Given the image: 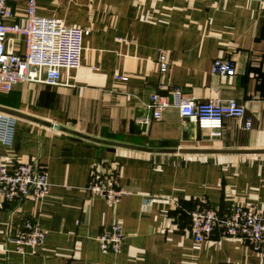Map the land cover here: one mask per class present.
Here are the masks:
<instances>
[{
  "label": "crops",
  "instance_id": "1",
  "mask_svg": "<svg viewBox=\"0 0 264 264\" xmlns=\"http://www.w3.org/2000/svg\"><path fill=\"white\" fill-rule=\"evenodd\" d=\"M7 24L25 21L27 0H6ZM35 15L87 28L80 65L62 71L57 86L20 83L0 106L92 137L150 148H264V0H36ZM6 48L24 51L9 35ZM160 54L168 69L161 73ZM217 57L230 60L234 76L211 73ZM119 77H125V80ZM177 89L197 101L235 99L251 127L223 122L218 137L169 107L148 125L151 93ZM6 96V97H3ZM33 162L47 172L41 200L5 204L0 210V264H260L244 238L213 230L204 242L189 234V212L200 199L225 211L232 204L264 208V154L147 153L96 144L17 118L13 144L0 145V164ZM113 171L126 189L108 204L86 193L90 170ZM24 218L46 232L32 253L13 251ZM120 223L117 253H103L96 236Z\"/></svg>",
  "mask_w": 264,
  "mask_h": 264
},
{
  "label": "built area",
  "instance_id": "2",
  "mask_svg": "<svg viewBox=\"0 0 264 264\" xmlns=\"http://www.w3.org/2000/svg\"><path fill=\"white\" fill-rule=\"evenodd\" d=\"M36 0H27L25 21L7 24L12 16L6 0H0V94L10 93L20 83H39L57 86L63 82L62 71L74 70L80 65L82 41L89 34L87 28L65 25L55 18L35 15ZM19 36L24 40V51L13 53L6 48L7 36ZM158 67L161 73L168 69L165 54H160ZM211 73L231 77L235 68L230 60L215 58ZM120 79L125 80L124 77ZM171 98L156 92L149 95L146 113L138 119L139 125H148L161 118L165 109L173 107L181 118L188 119L199 129L206 130L210 137H218L223 122L235 118L244 129L251 127L245 117V108L235 99L222 101L218 98L197 101L183 98L177 89L170 91ZM17 118L0 112V145L10 147L14 140ZM47 172L33 162H18L12 168L0 164V210L5 204L41 200L48 192ZM85 191L108 204L115 205L126 194L113 171L90 170ZM189 234L194 243L206 241L213 230L219 228L221 236L240 237L250 242L264 264V208L253 204H232L225 211L200 199L189 212ZM46 232L33 218H24L15 237L11 240L13 251L20 255L32 253L45 240ZM125 235L120 223L105 227L96 242L101 252L117 253ZM238 264V263H231Z\"/></svg>",
  "mask_w": 264,
  "mask_h": 264
},
{
  "label": "water",
  "instance_id": "3",
  "mask_svg": "<svg viewBox=\"0 0 264 264\" xmlns=\"http://www.w3.org/2000/svg\"><path fill=\"white\" fill-rule=\"evenodd\" d=\"M0 112L6 113L9 115H12L16 118H21L25 120L32 121L34 123L52 127L56 130L77 136L79 138L88 140L90 142L96 143V144H103L108 145L112 147H120L140 152H147V153H180V154H264V148L263 149H202V148H191V149H182V148H150L145 146H138V145H132L127 143H121V142H115L111 140H105L100 139L96 137H92L74 130H70L63 126H58L56 124H52L50 122L26 115L22 112H19L17 110H13L7 107L0 106Z\"/></svg>",
  "mask_w": 264,
  "mask_h": 264
},
{
  "label": "rangeland",
  "instance_id": "4",
  "mask_svg": "<svg viewBox=\"0 0 264 264\" xmlns=\"http://www.w3.org/2000/svg\"><path fill=\"white\" fill-rule=\"evenodd\" d=\"M217 58H219V57H217ZM167 63H168V61H167ZM213 75H215V74H213ZM216 76H218V75H216ZM219 77H222V76H219ZM119 78H121V77H119ZM125 78V77H124ZM126 79V78H125ZM3 97H6V96H3ZM221 100V99H220ZM227 100H230V99H227ZM227 100H222V101H227ZM234 100V99H233ZM237 102H239L238 100H236ZM240 104H242L241 102H239ZM243 105V104H242ZM244 106V105H243ZM230 119H235V118H230Z\"/></svg>",
  "mask_w": 264,
  "mask_h": 264
}]
</instances>
